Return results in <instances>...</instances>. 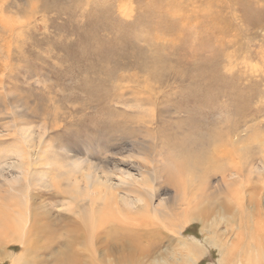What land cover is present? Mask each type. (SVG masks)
<instances>
[{
    "label": "rangeland",
    "instance_id": "374dc122",
    "mask_svg": "<svg viewBox=\"0 0 264 264\" xmlns=\"http://www.w3.org/2000/svg\"><path fill=\"white\" fill-rule=\"evenodd\" d=\"M228 143L236 157L245 148V204L219 205L235 183L214 190L189 207L205 220L185 224L182 239L200 243L194 264H264V0H0V212L16 210L27 224L51 212L52 226L70 229L81 220L68 211L70 193L89 208L74 185L79 168L99 167L98 185L120 196L144 174L151 184L144 171L154 166L151 208L184 217L178 181L188 173L195 186L203 175L215 185L220 175L201 162ZM42 236L28 245L42 246ZM10 245L0 264H15L6 254L20 249Z\"/></svg>",
    "mask_w": 264,
    "mask_h": 264
},
{
    "label": "bare ground",
    "instance_id": "6f19581e",
    "mask_svg": "<svg viewBox=\"0 0 264 264\" xmlns=\"http://www.w3.org/2000/svg\"><path fill=\"white\" fill-rule=\"evenodd\" d=\"M218 129L220 130V128ZM226 135H228V132ZM230 137L231 136L229 135V138ZM210 138L211 137H209L208 139ZM234 139H232V141ZM245 140L243 141L245 142ZM249 140L251 141V139H248V141ZM229 143L223 146V148L220 147L221 149L214 150L211 156L206 157V160L201 162L202 165H205L207 169L211 170H209L210 172L220 175V179H217V181H215V185L211 186L212 183L208 181L207 176L203 175L198 178L199 184L195 186L192 182L193 180L191 179V176H189L188 173H186V175L184 174V178L178 181V184L176 186L179 188L181 194H179L180 192L178 193L176 187L173 197L181 199L178 194L183 196L185 201L183 199L181 200L180 205H183V208L180 209L184 210V217H181L182 212H178L177 209L175 210L173 208H164L162 204L161 206L163 208H151L152 205L150 206L149 203L151 199H148L147 195H150L153 198L157 189L158 176L156 167L153 166L151 170V167L149 166V170L144 171L146 167L143 170L146 174H151L150 176L152 177V180L154 182L150 181L151 184H147L146 180L148 178L150 179V177L147 178L144 174L142 177V182H136L138 185L137 189L134 188V185L136 183L133 182L131 188L125 190L127 192V196L123 195L122 193L125 191H122L120 196H118L114 194V189H112L111 187H109V189L107 187H103L107 183L102 181L99 182L100 185H98L96 176L99 167L90 165L87 168H79V175L77 174L78 177H76V174H72L75 178L74 185L76 184L75 186L77 191L83 190L85 195L88 197L89 206V208H82L81 205L79 206L78 204H76V202L78 201V197L70 193V195L72 196L71 200L75 202L74 207L76 208L73 207L74 210H71L70 208L68 211L70 213H76L81 210V220H77V217H71L74 221H76L75 226L71 227L70 229L66 224H54V226H52L53 223L51 222L53 221L51 219V212H49L47 215L46 212H39V214L29 216L28 224L27 220L21 218L19 216L20 212L16 210L11 213L0 212V247L3 244L7 246L11 244L10 246L19 247L20 252L18 254H6L7 259L9 258L10 261L15 264H21L25 261V263H27V261L31 259L30 257H28L30 255H34V259L31 262L29 261V264H155V262L159 261L161 262V264H174V260L178 258V255H180L183 261L182 264H194L195 260L202 252L201 248H199L200 243L194 240L188 241L182 239L184 233L183 231L185 224L197 221L199 219H205H203V216H201L202 210H200V208H195L196 210H194V208L189 207H196L198 204H202V202H204L205 200L208 201L210 196L214 194V190L215 193L217 192L218 195H221V192H223L222 190L225 186L228 188L234 183V191L228 193V197H226V200L223 196V198H220V196L218 199V201H220L219 205L221 204L223 210L229 211L231 209L230 206L240 209L242 208L243 204H245L243 201V191L249 181L247 180L248 175H246V173L244 172L247 169V167L245 168V166H247V161H241L245 154L243 152L245 148L243 147L244 149L241 150L242 148H237V146L236 157V149H233V147H231ZM25 152L28 153L27 151ZM246 152H248V150H246ZM204 155L206 156L207 154L204 153ZM247 156H249V154H247ZM244 158L246 159L247 157ZM263 158L264 157L262 154L260 156L259 163L261 162V164H263ZM23 160L26 161L28 165L29 159L25 158ZM77 166L80 167L78 163L75 165V167ZM176 168L173 169L176 170ZM202 170L205 169L202 168ZM25 171L27 179V173H29L28 168H26ZM187 175L189 176L188 178ZM104 178L108 180L107 177ZM82 180L84 181L83 186H81L79 183ZM64 192L68 193L70 191ZM162 200L160 201L162 202ZM192 203H194L195 205L192 206ZM84 205L85 202L83 203V206ZM207 205L209 204H206V206ZM95 206L97 208H94ZM59 215L63 216L65 219L68 218L66 214ZM161 217H166L168 219V224L164 225V222L159 223L158 220H163V218L160 219ZM41 220H43L42 225L38 224ZM261 225L259 221V226ZM105 227L107 228V231L110 235L109 238L101 237V232ZM247 227H243V225L239 226L240 230L238 232V236L239 238L241 236L239 240L243 241V238L245 239L244 236L248 233ZM258 229L261 230L264 228L259 227ZM30 231H33L34 233L30 234ZM260 233L262 234V232ZM38 235L40 237L41 235H43L45 237L44 242L46 243H44L43 245L41 244L42 246L39 247H30L28 245L29 242H31L30 244L32 245L38 242ZM258 235L260 236V234ZM7 238H9V241H7ZM258 239H260V237H258ZM81 241H83L84 243V245L82 244V247L78 246V243H80ZM40 243L41 242H39V245ZM237 243L240 244V241H238ZM245 243L247 244V242ZM249 243H251V241ZM251 244L248 245L251 246ZM7 246H5L4 250L7 249ZM237 246L239 247V249H241L238 252L239 257V253L243 252V246H239L238 244ZM247 248L249 249L250 247ZM233 254H231V256ZM227 255L229 256V254ZM38 260H43L45 262Z\"/></svg>",
    "mask_w": 264,
    "mask_h": 264
}]
</instances>
